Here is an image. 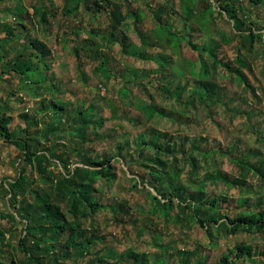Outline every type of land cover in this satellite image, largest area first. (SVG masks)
<instances>
[{
    "label": "rangeland",
    "instance_id": "obj_1",
    "mask_svg": "<svg viewBox=\"0 0 264 264\" xmlns=\"http://www.w3.org/2000/svg\"><path fill=\"white\" fill-rule=\"evenodd\" d=\"M94 1L101 10L87 12L77 0H0V121L10 118L7 129L16 133L11 142L0 135V264H29L23 250L36 246L55 245L63 255L69 234L55 244V232L26 230L27 217L44 216L42 203L61 223L80 227L87 234L81 242L92 241L73 247L63 264H134L133 253L147 264H223L238 245L249 247L250 256L234 264H264V229L227 234L222 226L240 211L264 210V0H195L198 18L189 21L181 0H111L126 18L114 32L104 0ZM111 31L116 42L107 37ZM28 65L33 70L26 74L7 71ZM204 68L207 75L199 76ZM59 100L68 104L63 130L91 123L84 139L53 135L48 123ZM155 132L158 149L142 145L141 137ZM24 142L37 155L30 165ZM106 160L112 179L92 183L84 173L76 182L87 181L90 190L74 204L43 181L78 169L90 174ZM21 170L26 182L15 203L11 185ZM165 172L180 173L182 192L155 178ZM213 199L209 213L205 205ZM40 226L51 228L32 229ZM51 255L38 257L51 264Z\"/></svg>",
    "mask_w": 264,
    "mask_h": 264
},
{
    "label": "trees",
    "instance_id": "obj_2",
    "mask_svg": "<svg viewBox=\"0 0 264 264\" xmlns=\"http://www.w3.org/2000/svg\"><path fill=\"white\" fill-rule=\"evenodd\" d=\"M70 1V0H67ZM80 4H85L86 5V11L87 12H97L98 10L102 9V5H99L97 1H94L93 4L90 2V0H77ZM195 0H181L182 3V12H183V17L185 18V21H189L191 20H197V14L195 12ZM223 3V0L220 1ZM251 3H254L255 5H259L261 4L260 0H250ZM101 4H105L106 9H108L109 12V17H110V26L109 29L114 31H117L118 28L120 27V25L125 21V15L123 14V12L121 11V6L118 4L113 3L111 0H104L102 1ZM221 9L224 12H228L227 9L225 8V6H222ZM35 13L37 12V10H34ZM209 12H212L211 8H208ZM39 12V11H38ZM66 16L71 14L72 11H66L64 10ZM54 15V13H52ZM229 15H231L232 18L237 19L235 13L232 12H228ZM47 15L48 12H44L42 15V21L47 23ZM132 17L135 18H139L138 13H134L132 15ZM247 28L250 29L251 31V43H253L254 41V37L255 34L253 32L252 29V23L251 24H246ZM112 31L110 32L109 36H107L109 38L110 41L116 42V38H113V34ZM168 31V30H167ZM171 36H174L173 33H169ZM226 42H228V40L225 39ZM84 44H90L92 47H96V44H93L90 42V40L84 39L83 40ZM34 47L38 48V50H42V53L44 54V56H47L50 54V51L48 50V48L45 46V44L43 43H39L38 41H35L33 43ZM203 49H209L211 50V47H204ZM78 51V50H77ZM81 58V56H79ZM238 62L241 65H244V61L241 60L240 57H238ZM167 63V58L166 57H162V64H160L161 66H164ZM7 71L9 72L14 71L17 74L22 73V74H26L29 71L33 70V66L32 65H28L27 69L25 70H20L19 68L15 67V66H10L7 67ZM207 75V70L204 68L202 70V72L199 74V76H206ZM199 84L202 85L207 91H212L214 88V85H210L208 82H205L203 80L199 81ZM44 105L47 104V101L44 100L43 102ZM54 107H55V119L48 123V127H52L54 129L53 131V135L57 134V133H62L65 137H67L68 135L70 136H78L80 139H84V133H86V131L89 128V124H91L90 122H88L87 120H83V122H81V127H77L74 130H63V125L65 126L64 123H62L63 120V116L62 114L66 112V109L68 107V104H66L65 102L59 100V101H54L53 103ZM90 108V107H88ZM78 114L80 113L81 115H85V111L82 109H78ZM23 118L26 120L29 119L28 116L23 115ZM10 118L7 117H3L0 121V135L2 136V138L8 140V141H12V140H16V133H11L7 128L8 125L10 123ZM61 122V124H59ZM92 122V121H91ZM93 123V122H92ZM96 123H101L100 121H97ZM95 124V123H94ZM48 136H45V140H47ZM161 137V133L160 132H155L154 134L148 135L146 137H141L142 139L144 138V141L142 142V145H149L152 147H159L158 145L154 144V141L157 138ZM38 147H42L40 141L39 143H37ZM23 149L25 150V154H24V159L25 161L30 165L32 162V159H34L36 155V153L34 154L33 152L30 151L29 149V144L28 142H24L23 143ZM158 149V148H157ZM106 161L100 162L101 170H95L93 171V173L88 174V171L86 170H82V169H78L76 171H74L71 175V177L66 176L64 173H60L57 175H54L53 178L48 179V180H43L45 182H50V183H55L58 186V190L61 191L62 193H65L66 196H64V198L66 199V197L68 199L71 200V204H74L77 202V198H80V196H85L87 195L90 190V187H88V182L84 181L80 184H78L76 182V179L78 177H82L84 175V173L87 172V178L89 179V181H92V183H95L96 181H98L100 178H106L107 180H111L112 176L109 173V166L106 165ZM264 162L263 160H260V165H263ZM97 165V164H96ZM44 173L48 174V172L45 170L43 171ZM25 174V170H21L20 171V176L19 178L14 182L13 185H11V196L15 199V203H17V194L18 193H22V189L25 185L26 182V177L24 176ZM44 174V175H46ZM179 176L180 173L179 172H165L164 174H158L155 175V178L158 181H163L165 179H168L169 181V189H173L175 193L177 192H182V190H184V188L178 183L177 180H179ZM60 178L58 181L57 179ZM77 197V198H76ZM241 203L244 202V199H240L239 200ZM80 203L83 202L82 199L79 200ZM41 204V202H40ZM87 204L92 207L94 212H97L99 210V205L92 203V202H83L84 206H87ZM215 204V199L210 200L209 204H206L205 206L209 209V213L212 211L213 206ZM47 206L46 203H42V207L40 205V209L41 208H45L44 211V216L39 218L38 220L34 221L33 217H27V227L26 230L28 231V233H32V232H37L39 234H42L44 236H47L45 234H48L49 232H55V235L52 236L51 238V242H54L55 244L58 242V239H60L61 236H64L65 234H69V240L66 243H61L62 248L65 249V252L63 253V255L59 256L58 253L56 252V246L55 245H49L46 248L42 249V251L40 249H38V246H36L35 248L31 249V250H23V252L26 254L27 259H28V263L29 264H48L46 259L47 256L45 257H38L41 253H46L48 255L52 254L50 257H52L50 261L51 264H63V262H65V260H70L73 258L72 255H69L70 250L76 248V249H85L89 244H92V241H84L81 242V238L86 237V233L82 230H80V227H75L74 225H72L71 223H61L60 220L62 219V216L58 213V214H54V213H50V210L53 208H50L49 206ZM210 218V214L208 215L207 218L201 220V224L205 223V222H209ZM215 222L217 221V219L214 220ZM40 224H46V225H50L51 224V228H46L45 230L42 229V227H37L35 229H32V226H39ZM222 226L225 229V232L227 234H234L237 231H244L247 233L250 232H261L264 229V210H260L257 212H254L252 210H245V211H240L234 218L232 219H226L225 222L222 223ZM80 228V229H79ZM3 237V233L0 232V241L2 240ZM74 247V248H73ZM242 256H250V248L247 246H242V245H238L237 247H235V251H234V256L233 259H228L227 257H224V259L222 260L223 264H234V261L239 260ZM129 257L133 260L134 264H147L146 258L142 255L139 254H131L129 255ZM101 261H98L94 264H101Z\"/></svg>",
    "mask_w": 264,
    "mask_h": 264
}]
</instances>
